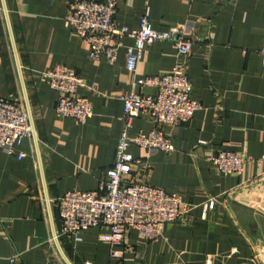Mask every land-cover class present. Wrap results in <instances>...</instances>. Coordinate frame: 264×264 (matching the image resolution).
Segmentation results:
<instances>
[{"label": "crops", "instance_id": "obj_1", "mask_svg": "<svg viewBox=\"0 0 264 264\" xmlns=\"http://www.w3.org/2000/svg\"><path fill=\"white\" fill-rule=\"evenodd\" d=\"M0 7V98L23 96L36 134L14 155L0 148V264H264V0H118V27L138 30L146 17L158 31L187 28L194 44L184 70L202 110L166 127L173 153L130 150L149 163L150 186L196 208L165 226L158 242L131 231L115 247L101 239L106 227L83 232L81 241L64 235L56 201L100 190L124 129L122 98L156 96L134 82L170 74L177 50L169 42L148 46L133 74V41L123 40L114 64L91 60L88 42L66 21V0H0ZM57 66L98 86L79 90L94 110L84 125L57 117L59 94L44 77ZM153 129L142 115L130 132ZM222 151L249 158L240 176L211 161ZM211 200L216 207L205 210Z\"/></svg>", "mask_w": 264, "mask_h": 264}, {"label": "built area", "instance_id": "obj_2", "mask_svg": "<svg viewBox=\"0 0 264 264\" xmlns=\"http://www.w3.org/2000/svg\"><path fill=\"white\" fill-rule=\"evenodd\" d=\"M67 23L90 46V59L114 64L118 60L123 40L133 45L128 48L127 70L136 74L145 49L158 42H169L177 50L173 71L163 76L137 79L134 88H156V96L132 91L122 98L124 103V129L117 145L116 159L107 172V180L100 190L72 191L56 201L62 222V233L81 241L83 232L92 228H109L101 237L112 246H121L126 235L137 231L149 242H158L164 227L184 221L196 208L176 194L152 187L147 182L150 165L145 159L135 158L131 148L148 152L173 153L175 147L167 126L188 124L202 105L193 98V86L184 70L185 58L192 51L194 40L187 28L174 26L167 31L153 29L148 18L141 20L138 30L118 27L115 19L118 0H66ZM219 2L233 0H218ZM1 9V7H0ZM264 64V44L261 50ZM51 89L59 94L56 114L60 119H71L80 125L94 116L93 105L79 96L80 89L95 92L97 85H88L78 73L66 66H57L47 72ZM149 116L154 129L149 133L132 135L135 119ZM35 127L28 102L22 96L17 100L0 98V148L14 155L16 147L25 140L34 143ZM19 159L26 157L19 154ZM225 175L240 176L249 158L238 152L222 151L211 160ZM211 200L205 210H213Z\"/></svg>", "mask_w": 264, "mask_h": 264}]
</instances>
